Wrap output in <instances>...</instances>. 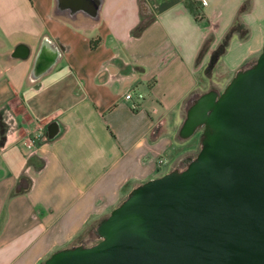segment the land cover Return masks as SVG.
Listing matches in <instances>:
<instances>
[{"label": "crops", "instance_id": "crops-1", "mask_svg": "<svg viewBox=\"0 0 264 264\" xmlns=\"http://www.w3.org/2000/svg\"><path fill=\"white\" fill-rule=\"evenodd\" d=\"M202 1L0 0V264H42L88 241L131 189L166 173L199 68L236 20L249 34L217 69L233 76L260 55L264 0ZM45 43L58 60L33 83Z\"/></svg>", "mask_w": 264, "mask_h": 264}, {"label": "water", "instance_id": "water-1", "mask_svg": "<svg viewBox=\"0 0 264 264\" xmlns=\"http://www.w3.org/2000/svg\"><path fill=\"white\" fill-rule=\"evenodd\" d=\"M23 49L11 57L23 56ZM48 51L43 44L31 82L57 63ZM57 132L50 122L47 135ZM198 133L196 155L131 189L88 241L57 250L42 264H264V46L222 90L188 99L178 139ZM21 187H28L25 178Z\"/></svg>", "mask_w": 264, "mask_h": 264}, {"label": "rangeland", "instance_id": "rangeland-1", "mask_svg": "<svg viewBox=\"0 0 264 264\" xmlns=\"http://www.w3.org/2000/svg\"><path fill=\"white\" fill-rule=\"evenodd\" d=\"M209 61L206 63V65L201 66L199 68L198 76H199V88L201 91L209 90L210 88L216 87L222 90L226 84L232 79V77L235 75V72L233 71L230 73H233V76L230 74H226L222 71H219L217 68V64L214 66L212 70L208 69ZM4 112L0 111V124L4 121ZM199 137L200 133L196 134L191 139L181 142L178 141L177 144L180 145L179 150H174L172 158H167V162L165 166L162 168L161 174L163 172H168V168L172 165V168L177 167L183 163L186 162V160H189L190 157L196 155L200 149L199 144ZM164 174V173H163ZM128 190V189H127ZM128 193V191H127Z\"/></svg>", "mask_w": 264, "mask_h": 264}, {"label": "trees", "instance_id": "trees-1", "mask_svg": "<svg viewBox=\"0 0 264 264\" xmlns=\"http://www.w3.org/2000/svg\"><path fill=\"white\" fill-rule=\"evenodd\" d=\"M147 22L142 21L140 23V25L138 26V28L136 29V32L141 31L144 29V27L146 26ZM235 34H240V36L242 38H245L248 36L249 34V30L247 28H245L239 20H236V22L234 23V25L232 26V28L229 30V32L226 34L225 38L223 39L221 45L219 46L218 50H217V55H219V57L224 54V52L227 50L229 44H230V40L232 39V37ZM4 131V129L2 130V132ZM4 142V139L1 140V143Z\"/></svg>", "mask_w": 264, "mask_h": 264}, {"label": "built area", "instance_id": "built-area-1", "mask_svg": "<svg viewBox=\"0 0 264 264\" xmlns=\"http://www.w3.org/2000/svg\"><path fill=\"white\" fill-rule=\"evenodd\" d=\"M202 2H203V3H206L205 0H203ZM137 96H138V99H140V100L144 98L143 94H141V93H139ZM125 98L128 99V100H133V98H134V91H133L132 89L129 90V91L126 93ZM138 106H139L138 102H137V101H133V107H134V108H137ZM34 143H35L34 139L29 138V139L27 140V142H26V145H27L28 147H32V146L34 145ZM162 162H163V160H161V163H162Z\"/></svg>", "mask_w": 264, "mask_h": 264}, {"label": "flooded vegetation", "instance_id": "flooded-vegetation-1", "mask_svg": "<svg viewBox=\"0 0 264 264\" xmlns=\"http://www.w3.org/2000/svg\"><path fill=\"white\" fill-rule=\"evenodd\" d=\"M187 161V160H186Z\"/></svg>", "mask_w": 264, "mask_h": 264}]
</instances>
